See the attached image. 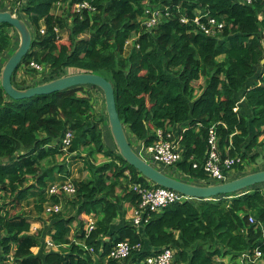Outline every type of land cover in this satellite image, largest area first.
<instances>
[{
	"label": "trees",
	"instance_id": "16d2710c",
	"mask_svg": "<svg viewBox=\"0 0 264 264\" xmlns=\"http://www.w3.org/2000/svg\"><path fill=\"white\" fill-rule=\"evenodd\" d=\"M68 1L71 6L86 2L90 9L72 15L66 10L53 12L56 3ZM24 4L18 17L30 27L33 42L13 75L17 88L37 86L16 79L20 68L32 62L49 69L44 72L47 82L65 76L68 68L104 76L114 85L126 130L138 141L153 145L158 130L181 137L182 160L170 167L169 175L189 183L216 184L203 169L211 128L224 157L254 162L263 154L264 0L251 4L239 0H26ZM147 9H167L171 16L148 29L143 24ZM183 17L188 21L183 22ZM197 17L203 25H208L209 18L221 19L224 27L215 36L206 35L195 22ZM15 34L11 25L0 23V59L14 53ZM132 39L135 47L126 55L125 46ZM1 72L0 264H144L165 248L175 250L173 264H229L220 260L234 261L255 251L262 254L259 264H264V184L214 201L176 203L152 214L147 224L125 223L116 230L121 204L139 205L134 186L151 187L152 182L122 159L115 144L114 148L105 144L106 110L96 111L87 86L14 100L1 85ZM201 80L203 86L196 85ZM108 130L111 135L109 125ZM68 131L73 133L72 145L64 151ZM67 155L83 157L89 172L87 179L73 182L77 194L69 202L76 214L52 213L44 227L31 234L30 219L17 211L36 188L40 190L36 208L44 211L47 181L67 172L65 161H59ZM97 155L106 161L96 164ZM63 196L61 192L50 200L59 204ZM92 214L98 218L88 232L84 218ZM250 216L255 223H250ZM48 235L54 246H68L69 251L46 250ZM122 241L139 249L124 261L109 259L112 248ZM36 247L42 248L39 254L32 251Z\"/></svg>",
	"mask_w": 264,
	"mask_h": 264
},
{
	"label": "built area",
	"instance_id": "2783aa9c",
	"mask_svg": "<svg viewBox=\"0 0 264 264\" xmlns=\"http://www.w3.org/2000/svg\"><path fill=\"white\" fill-rule=\"evenodd\" d=\"M13 2L6 3L4 6L5 10L11 11L13 14L18 15L20 12V8L24 4L21 0H12ZM242 4H251L254 0H239ZM79 9H78V8ZM18 8V11L17 9ZM75 8L78 11L82 9H90L88 3H80L75 4ZM145 21L144 25L148 29H153L157 27L161 22V18L171 16L169 11L166 9L165 11L160 10H149L147 9L145 12ZM183 22H187L188 20L183 17ZM195 22L201 27L206 35L215 36L218 32L222 30L224 27V22L218 18H209L208 25H203L200 21V17L195 19ZM32 66L37 65L32 62ZM264 81V70L261 76ZM176 133L170 132L165 133L163 130L157 131L158 139L157 141L146 147L144 144L139 151L140 156L148 161L152 160L157 164H161L164 167H172L175 166L178 162L182 160V147H181V137H177ZM73 133L72 131H68L63 140V150L67 151L68 148L72 145ZM149 162V161H148ZM235 165H242V160L240 157H224L220 151L218 144V136L214 128H211L208 136V152L206 156V160L203 165V169L209 179L212 182L224 183L230 180V173L234 170ZM196 168L197 165H194ZM134 190L140 196V202L137 208L134 210L133 216V225L136 227H140L143 224H147L150 221L152 214L161 213L167 207L172 206L176 203H182L185 201L192 200L184 196L183 194L171 190L168 188L160 187L154 183L151 184V187H143L142 185H135ZM76 188L74 183L68 182V179L61 183L59 186H54L51 188L50 192L52 194L58 195L63 192L64 196L69 198L70 196H76ZM60 207L58 204H53L49 208L50 213H59ZM250 223H255V218L250 216ZM95 227L94 222L89 221L85 227L86 231L91 232ZM261 232L264 238V225H261ZM139 249L138 246H132L129 241H122L117 243L111 250L108 255L109 259L121 260L124 261L127 259L132 251L135 249ZM175 250L173 248H165L161 253L148 257L144 264H173L175 257ZM261 253L259 251H255L254 254L245 253L241 256L243 262L247 260L248 264H255L261 257Z\"/></svg>",
	"mask_w": 264,
	"mask_h": 264
},
{
	"label": "water",
	"instance_id": "95a60500",
	"mask_svg": "<svg viewBox=\"0 0 264 264\" xmlns=\"http://www.w3.org/2000/svg\"><path fill=\"white\" fill-rule=\"evenodd\" d=\"M0 23L11 25L20 38L18 47L6 60L1 72V85L10 98L18 101L31 100L36 96L50 95L77 86H95L104 94L108 125L119 155L128 165L134 167L150 182L160 187L175 190L193 200H211L264 184V169L245 174L224 183L198 185L172 177L151 165L133 149L126 127L118 112L114 85L102 75L80 71L34 87L17 88L13 83V75L30 52L33 42L32 32L24 19L8 10L0 11ZM261 65L264 67V59ZM263 162L264 155H261L256 160V163L260 164Z\"/></svg>",
	"mask_w": 264,
	"mask_h": 264
},
{
	"label": "rangeland",
	"instance_id": "374dc122",
	"mask_svg": "<svg viewBox=\"0 0 264 264\" xmlns=\"http://www.w3.org/2000/svg\"><path fill=\"white\" fill-rule=\"evenodd\" d=\"M21 1L26 3V0H21ZM9 2H13V1L12 0H0V10H2L5 6V4L9 3ZM1 3H4V6H2ZM70 3H71L70 1H68L66 4H64L63 2L56 3L54 6L53 12L61 14L62 12H64L66 10L69 15H72L74 12L78 11L77 10L78 7L75 8V5L71 6ZM16 9L18 11V8H16ZM159 10L165 11L164 9H159ZM161 20H162V18H161ZM19 43H20V38L17 36V34H15L14 39H13L12 49L13 50L16 49L18 47ZM134 47H135L134 39L128 41L126 46H125V49H126L125 54L126 55L129 54ZM6 59H7V55L3 56L0 59V72L2 71V69L4 67ZM35 64L37 65V67L32 66V64H30L29 67L28 66L27 67L22 66L20 68V71L18 72V75H17L18 77L16 78L17 81L18 82L26 81L28 84H31V85H40V84L47 82L48 78H46V76L44 74L46 72H48L49 69L47 67H44L43 65L38 64V63H35ZM32 69L35 70L36 72H38L39 74H34ZM80 71H81L80 69L68 68V69H66L65 73L67 75V74H74V73H77ZM203 83L204 82L201 80L196 85H202L203 86ZM86 89L91 90V94L95 98V101H96L95 109H96V111L104 113L106 108H105V98H104L103 92L98 88L92 89L91 86H87ZM104 131H105V136H104L105 144L110 148H114V141L112 139V136L109 133L108 125L104 126ZM127 133H128V136H129V139H130V142L132 144L133 149L139 153V148L137 145L138 140L131 133L130 130H127ZM83 157H86L85 154H83ZM83 157L82 158H76L75 156H72V155H67L66 157L65 156L59 157V161H63V160L65 161V164L67 165V172L65 174L56 173L54 176V179H52V180L49 179L47 181V183L51 184V182L55 181L53 184H60V183H63L66 180V178H68V182L73 184L74 181H81V180L87 179L89 177V172L86 168L85 160H83L84 159ZM241 160H242L241 166L244 167L243 170L240 171L238 169H234L230 173V180L238 178L239 176H243L244 173H249V172L252 173V171H260V170L264 169V162L257 164L256 161H254V162L249 161V160L245 161L242 158H241ZM105 161H106V159L102 155H97V159L95 162H96V164H100V163H103ZM148 161L151 163V165L155 166L156 168L160 169L161 171L163 170V172L167 173L168 175L173 173V170H171L170 167H164L163 165L157 164V163L153 162L152 160H148ZM85 177H87V178H85ZM247 190H250V189H247ZM39 192H40V190H38L37 188L34 190H31L30 193L28 194L27 198L25 200H23L19 210L17 211V212L23 213L26 217H28L32 223V226H33V223L35 222V219L37 217V215H36L37 214V209H36L37 204H35V203L37 200V193H39ZM239 194H241V192H239L238 195ZM48 195L50 196V198H52L54 196V194H52L51 192H49ZM219 197H221V196H219ZM73 198H74V196H70L69 198L63 197V199L65 201H67V202H63L64 209H63L62 213H64L65 216L69 215L68 217H71V216H74L76 214V210L74 208L69 209V207H73L72 204L69 202L70 200H73ZM214 200H218V198H216V199L213 198L209 201H214ZM10 209H11V206H10ZM11 212L16 213V212H13V209H11ZM47 217H49V216H47ZM132 223H133V220H132ZM74 225H76V223ZM230 262H233L236 264H243V260L241 258H239V261L236 259V260L230 261ZM257 263L259 264L260 261H258Z\"/></svg>",
	"mask_w": 264,
	"mask_h": 264
},
{
	"label": "crops",
	"instance_id": "0c3cea01",
	"mask_svg": "<svg viewBox=\"0 0 264 264\" xmlns=\"http://www.w3.org/2000/svg\"><path fill=\"white\" fill-rule=\"evenodd\" d=\"M244 104L243 100H242V105ZM137 145H138V148H139V151H140V148L144 145L143 142H140V141H137ZM263 153V152H262ZM264 155V153L262 154ZM163 171V170H162ZM253 172H256V171H252ZM251 173V172H249ZM55 176V175H54ZM88 177V176H87ZM85 177V178H87ZM54 179V177L52 178ZM50 179V180H52ZM68 178H66L67 180ZM55 181L51 182V184H48V188H52L54 186H59L60 184H53ZM46 189V192H45V197L47 199V201L44 203L43 205V208H44V211L43 212H39V210L37 209V217L35 219V222L33 223V226L31 227V234H35L38 230H41L43 227H44V224L46 222V220L48 219L47 216H51L52 213L49 212V208L54 204L50 199V196L48 195L49 194V189L47 190ZM122 191H118L119 194H121ZM39 193H37V200H36V203L35 204H39L40 203V197H39ZM50 198V199H49ZM67 198V197H66ZM63 202H67L65 201L63 198H61V204L59 203V207H60V211L59 213H62L63 212V209H64V204ZM71 208H74V207H69V209ZM121 214H120V217L115 221V228L116 230L119 229L120 227L124 226L125 223H131L132 222V219H133V216H134V210H135V206H131L130 203L128 202H124L123 204H121ZM45 213V214H44ZM64 215V213H62ZM69 215H67L66 217H68ZM98 218V215L97 214H92L89 218L85 217L84 220L86 222V225L89 221H92L94 222V224L96 223V220ZM52 239H51V236H46V239H45V245H46V250L48 251H57V252H64V253H67L69 251V247H65V246H54L52 244ZM34 252V254H39L41 251H42V248L40 247H36V248H33L32 250ZM239 261V259H237ZM220 261H224L226 263H229V264H236V263H233V262H230L229 261V258H226V259H222Z\"/></svg>",
	"mask_w": 264,
	"mask_h": 264
},
{
	"label": "clouds",
	"instance_id": "9594fccd",
	"mask_svg": "<svg viewBox=\"0 0 264 264\" xmlns=\"http://www.w3.org/2000/svg\"><path fill=\"white\" fill-rule=\"evenodd\" d=\"M5 10V9H4ZM0 11H2V10H0ZM18 16V15H17ZM264 68V67H263ZM136 151V150H135ZM138 153V152H137ZM139 154V153H138ZM140 155V154H139ZM148 162V161H147ZM150 163V162H149ZM151 164V163H150ZM173 167V166H172ZM193 200V199H192ZM209 201V200H208ZM86 227V226H85ZM86 230V229H85Z\"/></svg>",
	"mask_w": 264,
	"mask_h": 264
},
{
	"label": "bare ground",
	"instance_id": "6f19581e",
	"mask_svg": "<svg viewBox=\"0 0 264 264\" xmlns=\"http://www.w3.org/2000/svg\"><path fill=\"white\" fill-rule=\"evenodd\" d=\"M49 189V191L51 190L50 188H48Z\"/></svg>",
	"mask_w": 264,
	"mask_h": 264
},
{
	"label": "flooded vegetation",
	"instance_id": "af4514ba",
	"mask_svg": "<svg viewBox=\"0 0 264 264\" xmlns=\"http://www.w3.org/2000/svg\"><path fill=\"white\" fill-rule=\"evenodd\" d=\"M4 10V9H3Z\"/></svg>",
	"mask_w": 264,
	"mask_h": 264
}]
</instances>
